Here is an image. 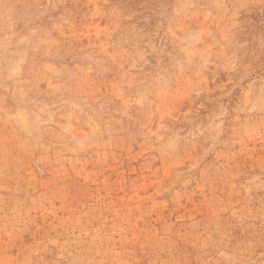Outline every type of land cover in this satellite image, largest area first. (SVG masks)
I'll return each mask as SVG.
<instances>
[{"label":"rangeland","instance_id":"rangeland-1","mask_svg":"<svg viewBox=\"0 0 264 264\" xmlns=\"http://www.w3.org/2000/svg\"><path fill=\"white\" fill-rule=\"evenodd\" d=\"M0 264H264V0H0Z\"/></svg>","mask_w":264,"mask_h":264}]
</instances>
